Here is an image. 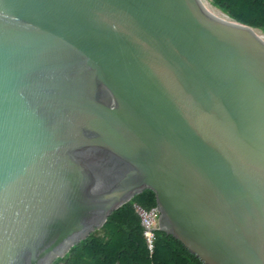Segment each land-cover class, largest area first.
Masks as SVG:
<instances>
[{"label": "water", "instance_id": "obj_1", "mask_svg": "<svg viewBox=\"0 0 264 264\" xmlns=\"http://www.w3.org/2000/svg\"><path fill=\"white\" fill-rule=\"evenodd\" d=\"M145 190L206 264H264L263 36L208 0H0V264Z\"/></svg>", "mask_w": 264, "mask_h": 264}, {"label": "trees", "instance_id": "obj_2", "mask_svg": "<svg viewBox=\"0 0 264 264\" xmlns=\"http://www.w3.org/2000/svg\"><path fill=\"white\" fill-rule=\"evenodd\" d=\"M233 20L264 33V0H211ZM145 209L156 205V194L145 190L115 210L105 226L75 245L53 264H206L173 235L156 232L151 254L135 204Z\"/></svg>", "mask_w": 264, "mask_h": 264}, {"label": "built area", "instance_id": "obj_3", "mask_svg": "<svg viewBox=\"0 0 264 264\" xmlns=\"http://www.w3.org/2000/svg\"><path fill=\"white\" fill-rule=\"evenodd\" d=\"M134 206L141 217V222L145 230V237L147 239L148 247L150 253L153 254L155 249L156 232L160 231V209L157 205L149 209H145L137 203Z\"/></svg>", "mask_w": 264, "mask_h": 264}, {"label": "rangeland", "instance_id": "obj_4", "mask_svg": "<svg viewBox=\"0 0 264 264\" xmlns=\"http://www.w3.org/2000/svg\"><path fill=\"white\" fill-rule=\"evenodd\" d=\"M208 1H209V3L211 4V6L213 7L214 10L219 11V12L225 14L224 12H222V9L219 8V7H217V6H215V5L211 2V0H208ZM256 31H257V33H258L259 35L264 36V33H263V30H262V29H256ZM260 33H262V34H260Z\"/></svg>", "mask_w": 264, "mask_h": 264}, {"label": "bare ground", "instance_id": "obj_5", "mask_svg": "<svg viewBox=\"0 0 264 264\" xmlns=\"http://www.w3.org/2000/svg\"><path fill=\"white\" fill-rule=\"evenodd\" d=\"M215 12H216V17L221 18V19L230 20V17L227 14H223V13L216 11V10H215ZM260 34H262V33H260ZM263 38H264V36H263Z\"/></svg>", "mask_w": 264, "mask_h": 264}, {"label": "clouds", "instance_id": "obj_6", "mask_svg": "<svg viewBox=\"0 0 264 264\" xmlns=\"http://www.w3.org/2000/svg\"><path fill=\"white\" fill-rule=\"evenodd\" d=\"M157 205V204H156ZM158 206V205H157Z\"/></svg>", "mask_w": 264, "mask_h": 264}]
</instances>
